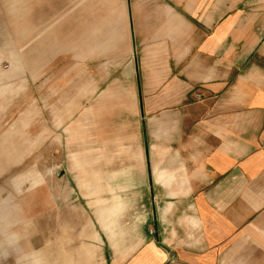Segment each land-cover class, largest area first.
Masks as SVG:
<instances>
[{"label": "crops", "instance_id": "obj_1", "mask_svg": "<svg viewBox=\"0 0 264 264\" xmlns=\"http://www.w3.org/2000/svg\"><path fill=\"white\" fill-rule=\"evenodd\" d=\"M10 1L20 41L133 53L122 72L144 95L102 123L134 134L102 162V194L61 226L52 210L36 264H264V0Z\"/></svg>", "mask_w": 264, "mask_h": 264}, {"label": "rangeland", "instance_id": "obj_2", "mask_svg": "<svg viewBox=\"0 0 264 264\" xmlns=\"http://www.w3.org/2000/svg\"><path fill=\"white\" fill-rule=\"evenodd\" d=\"M18 24V8H0V264H36L38 252L49 259L52 210L61 226L69 208L83 210L84 189L102 194V162L134 134L102 133V123L132 120L131 103L144 97L122 72L133 53L20 41ZM83 163L94 175L89 186L77 170Z\"/></svg>", "mask_w": 264, "mask_h": 264}]
</instances>
